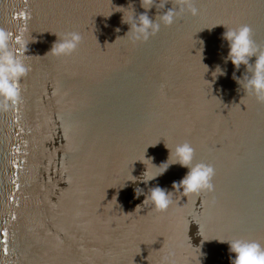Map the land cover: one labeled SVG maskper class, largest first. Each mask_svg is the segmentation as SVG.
I'll list each match as a JSON object with an SVG mask.
<instances>
[{"label":"water","instance_id":"water-1","mask_svg":"<svg viewBox=\"0 0 264 264\" xmlns=\"http://www.w3.org/2000/svg\"><path fill=\"white\" fill-rule=\"evenodd\" d=\"M193 4L197 15L135 41L122 17L144 12L140 0H0L29 68L19 103L0 110V264H230L216 240L264 246V102L233 80L221 39L248 25L264 46V0ZM69 31L76 51L47 54ZM185 142L214 169L213 190L174 192L163 212L134 198L145 167L158 171L150 159ZM186 172L172 165L148 187L171 190Z\"/></svg>","mask_w":264,"mask_h":264},{"label":"clouds","instance_id":"clouds-1","mask_svg":"<svg viewBox=\"0 0 264 264\" xmlns=\"http://www.w3.org/2000/svg\"><path fill=\"white\" fill-rule=\"evenodd\" d=\"M140 2L144 12L137 15L132 9V13L127 19L122 17V23L129 26V31L126 34L131 33L132 39L135 41H147L150 36L160 30L161 25L171 26L185 10L193 16L199 12V9L194 6L193 0H173L175 7L172 6L151 19L147 14L148 11L155 7L160 13V10H163L169 3L168 0H162L159 8L157 0H140ZM225 29L221 39L227 43L228 52L223 57V61L224 63L230 62L235 71H239L242 65L245 69L244 74L240 77H237L234 71L233 80L244 93H250L257 102H264V46L258 45L253 40L252 30L248 25H240L236 28L225 27ZM56 37V42L53 43L47 54L53 56L71 55L82 41L81 34L76 31H69L61 36L56 35ZM13 44L18 45V48H14ZM27 44L21 37L14 39L10 31L0 28V110H8L10 106H15L20 101L18 84L29 71L24 62ZM253 57L255 58L254 62H250ZM212 75L215 79L225 76L226 71L217 65ZM165 147L169 150L167 160L159 165H154L150 159L152 167L158 171L153 174L145 167L143 172L145 179L139 180L147 187V192L141 187L134 188V198L139 199L143 195L142 204H150L157 212H163L169 208L173 203L174 192L179 191L182 197H188L213 190L211 180L214 169L211 165L193 163L195 150L189 143L177 144L172 148ZM172 165L186 168L187 172L179 181H173L171 190L159 185L148 187L151 181L162 176ZM131 177L132 179L127 181L134 183L137 178L132 175ZM139 207L140 205L136 209ZM216 241L227 243L230 264H264V246L254 240L235 238Z\"/></svg>","mask_w":264,"mask_h":264}]
</instances>
